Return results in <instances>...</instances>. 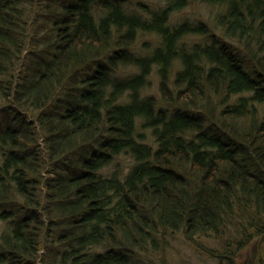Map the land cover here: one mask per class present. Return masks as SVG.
I'll return each mask as SVG.
<instances>
[{"label": "trees", "instance_id": "1", "mask_svg": "<svg viewBox=\"0 0 264 264\" xmlns=\"http://www.w3.org/2000/svg\"><path fill=\"white\" fill-rule=\"evenodd\" d=\"M191 2L0 0V264H264V0Z\"/></svg>", "mask_w": 264, "mask_h": 264}, {"label": "rangeland", "instance_id": "2", "mask_svg": "<svg viewBox=\"0 0 264 264\" xmlns=\"http://www.w3.org/2000/svg\"><path fill=\"white\" fill-rule=\"evenodd\" d=\"M192 4L190 6H188L186 9L182 10L181 12H177L173 14V21L176 23L178 22H182L186 19L193 21L195 18H198L199 20H206L209 21L210 24L213 23L212 18L215 15V7L212 6H208L206 4H202L199 2V0H191ZM157 81L154 83L153 89L149 90L148 92L150 94L155 93L154 91H156V85ZM6 224L5 222L0 220V235L3 232V230L5 229ZM178 245V244H176ZM188 252L190 253L187 254L189 257H191V254L193 255V252H191V250H188ZM194 258H198V257H194ZM193 258V259H194ZM196 259H194V261H192L193 263H196ZM198 264H218L217 260L214 259H209L208 257L202 258Z\"/></svg>", "mask_w": 264, "mask_h": 264}]
</instances>
